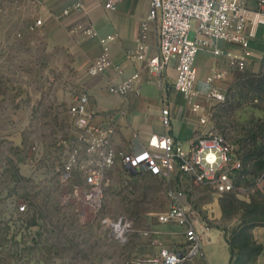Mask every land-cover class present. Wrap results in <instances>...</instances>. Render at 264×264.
<instances>
[{
	"label": "rangeland",
	"instance_id": "374dc122",
	"mask_svg": "<svg viewBox=\"0 0 264 264\" xmlns=\"http://www.w3.org/2000/svg\"><path fill=\"white\" fill-rule=\"evenodd\" d=\"M3 3L10 11L0 8V16L16 18L18 5ZM10 27L0 28V264H153L162 247L184 246L181 228L158 219L173 197L206 226L237 236L233 243L243 262L253 256L257 248L247 228L264 224V57L256 71L245 70L224 86V103L205 104L212 113L207 128L223 135L244 163L240 191L219 195L180 174L130 176L118 163L96 212L64 203L70 191L59 179L69 151L59 137L81 91L55 79L49 68L42 72L20 23ZM20 204H28L27 215L17 213ZM209 213L218 219H208ZM104 219L126 226L125 236L106 230ZM199 256L185 264H196Z\"/></svg>",
	"mask_w": 264,
	"mask_h": 264
},
{
	"label": "built area",
	"instance_id": "2783aa9c",
	"mask_svg": "<svg viewBox=\"0 0 264 264\" xmlns=\"http://www.w3.org/2000/svg\"><path fill=\"white\" fill-rule=\"evenodd\" d=\"M5 1L13 7L17 5L15 0H0V4ZM119 2L105 0L104 7L115 11ZM82 9L83 4L78 2L73 11ZM148 20L157 25L156 53H150L147 35L143 32L130 58L139 60L152 75L161 79L169 65L175 62L174 90L182 94L189 110L198 115L197 137L185 144L170 133L172 109L167 102L161 112L164 134L152 135L145 144L135 134L128 153L119 154L114 144L117 130L114 116L108 114L97 121V116L88 109L89 94L81 91L70 111V125L67 123L65 134L59 137L62 145L69 150L59 169L62 189L70 191L62 198L64 203L73 200L81 206L91 205L92 210L97 212L101 208L108 173L118 163L130 176L170 179L173 174H180L194 185L212 188L219 195L240 191L238 181L245 168L243 161L233 145L216 129H205L212 119L211 110L205 104L225 102L223 89L212 88V85L225 80L226 73L213 71L206 79L207 92L200 91L197 88L196 61L203 51H210L215 56L225 55L218 48L220 42L248 48L259 28L264 26V0H151ZM35 25H41V21L37 20ZM83 32L87 37L96 35L91 25ZM190 33L194 34L193 39L189 38ZM114 40L115 36L101 40L102 53L90 66L88 73L91 77L103 75L112 65L110 48ZM245 59L234 58L231 67L243 69ZM119 74L122 72L119 71ZM139 78L140 74L135 73L111 87L110 91L121 96L129 93L139 95L136 87ZM79 180L82 186L76 187ZM28 212V204H20L17 208L19 215H27ZM158 219L162 224L179 226L185 241L182 249L162 247L153 264H185L201 254L208 228L202 219L195 217L175 197L171 208L160 214ZM103 224L106 230H111V234L125 236L126 226L109 219H104Z\"/></svg>",
	"mask_w": 264,
	"mask_h": 264
},
{
	"label": "crops",
	"instance_id": "0c3cea01",
	"mask_svg": "<svg viewBox=\"0 0 264 264\" xmlns=\"http://www.w3.org/2000/svg\"><path fill=\"white\" fill-rule=\"evenodd\" d=\"M15 1L18 20L1 14L0 28L8 31L18 21L27 48L36 49L35 63L42 72L49 68L55 79L87 92L90 98L88 109L97 116V121L108 114L114 116L118 128L114 141L119 154L128 153L135 134H138L142 144L147 143L154 134H164L161 112L167 102L172 109L170 133L185 144L197 137L198 115L189 110L182 94L174 90L175 62L169 65L161 79L152 75L139 60L130 58L143 32L147 35L150 53H156L157 25L148 20L151 0H120L115 11L105 9V0ZM78 2L83 4V9L73 11ZM0 8H6L2 12L10 11L4 3ZM68 10L72 11L65 14ZM37 20L41 21V25H35ZM89 25L94 29L95 36L84 35L83 30ZM108 36H115L110 48L112 65L103 75L91 77L88 73L90 66L102 53L101 40ZM3 44L5 46V42ZM218 48L225 55L215 56L210 51H203L197 58V88L200 91L208 90L206 79L215 70L226 73L225 80L212 85V88L219 89L235 81L245 70L256 71L264 57V26L259 28L248 48L226 42H220ZM234 58H246L245 67L233 69L231 62ZM135 73L140 74L136 83L139 95L129 93L121 96L110 91L111 87ZM184 207L188 209L187 205ZM208 217L212 221L218 219L210 213ZM207 228V237L200 256L195 260L196 264H200V261H204V264H264V224L247 228L249 242L257 250L251 258L246 256L248 261L244 262L240 250L233 243L237 236L231 238L217 229Z\"/></svg>",
	"mask_w": 264,
	"mask_h": 264
},
{
	"label": "bare ground",
	"instance_id": "6f19581e",
	"mask_svg": "<svg viewBox=\"0 0 264 264\" xmlns=\"http://www.w3.org/2000/svg\"><path fill=\"white\" fill-rule=\"evenodd\" d=\"M117 228H119L118 225H117Z\"/></svg>",
	"mask_w": 264,
	"mask_h": 264
}]
</instances>
